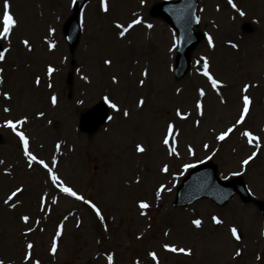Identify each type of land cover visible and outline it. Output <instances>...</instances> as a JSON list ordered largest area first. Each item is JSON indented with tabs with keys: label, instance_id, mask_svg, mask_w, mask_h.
I'll list each match as a JSON object with an SVG mask.
<instances>
[{
	"label": "rangeland",
	"instance_id": "1",
	"mask_svg": "<svg viewBox=\"0 0 264 264\" xmlns=\"http://www.w3.org/2000/svg\"><path fill=\"white\" fill-rule=\"evenodd\" d=\"M157 2L161 0H106L105 13L100 0H87L79 14V41L70 51L64 27L72 13V0H10L18 26L10 43L0 39L1 48H9L0 61L3 264H29L23 259L29 242L33 244L31 259L40 264H108L109 252L114 254V264H264V214L258 203H264V0H233L236 8L228 0H198L199 29L206 37L192 48L191 67L180 80L172 72L175 31L167 20L149 13ZM2 3L0 0V14ZM237 9L245 15L240 16ZM137 17L142 23L120 37L122 28L118 30L115 25L126 27ZM147 24L153 27L149 29ZM50 27L55 30L51 36ZM208 36L212 37V48L208 47ZM24 39L29 41L30 51L20 43ZM48 43H54V48L49 50ZM233 43L238 47L232 48ZM201 57L208 60L211 73L225 85L219 90L220 96L200 75L203 61L202 66L196 61ZM106 59L111 63L104 64ZM49 65L55 69L51 75L47 74ZM145 70L147 76L141 74ZM246 83L250 87L242 93ZM199 88L206 93L203 98L198 96ZM5 92L9 100L4 99ZM245 94L251 104L244 123L224 141L216 140L220 131L239 118ZM52 95L57 97L55 105ZM105 96L118 105L119 111L107 105L103 124L83 132L79 128L81 115L104 102ZM221 96L224 104L220 103ZM140 99L144 104L138 108ZM197 99L203 103V116L195 110ZM5 107L10 109L8 113H4ZM177 108L189 114L186 120L175 117ZM41 112L43 116L37 115ZM23 117L27 122L18 130L29 137L30 150L50 167L55 157L53 170L78 195L101 209L103 225L82 201L60 193L45 169L35 163L28 167L18 137L3 127L5 120ZM169 122L176 125L178 156L168 155L161 143ZM245 130L259 138V148L255 141L247 143L241 135ZM137 143L144 147L143 153L135 151ZM189 145L194 155L187 153ZM253 151L256 157L242 166L241 161ZM207 160L217 164L222 179L240 173L250 193L246 202L233 194L222 205L208 198L173 205L176 186L189 169L183 165ZM165 164L167 173L160 171ZM161 184L165 190L156 199L155 189ZM203 185L207 188L206 183ZM16 187L23 189L10 202L16 207L4 205L3 200ZM41 196L46 197L43 206ZM53 197L56 204H52ZM141 200L150 203L144 216L138 208ZM23 215L29 216L28 224L20 220ZM212 216L222 223L214 224ZM193 219L202 221L200 228L192 225ZM61 222L63 234L52 255L51 240ZM233 226L238 229L239 241L229 232ZM29 227L33 231L27 233ZM165 243L191 249V255L168 252L162 247ZM237 249L239 256L235 255ZM149 251L156 253L157 261L147 255Z\"/></svg>",
	"mask_w": 264,
	"mask_h": 264
},
{
	"label": "snow or ice",
	"instance_id": "2",
	"mask_svg": "<svg viewBox=\"0 0 264 264\" xmlns=\"http://www.w3.org/2000/svg\"><path fill=\"white\" fill-rule=\"evenodd\" d=\"M141 2H143V0H141ZM228 3L233 7L236 8V5L233 3V0H228ZM100 9L103 12H107L108 11V7H107V3L106 0H100ZM238 10V9H237ZM239 11V10H238ZM239 15L240 16H244L245 13L243 11H239ZM199 19V18H197ZM142 23V19L137 17L135 19H132V21L130 23L127 24L126 27H122L121 24L117 23L115 25L116 29L120 30L122 28V30H120L118 32V35L120 37H124L125 34L133 28L134 25H138ZM18 26V20L15 18L14 14L11 11V3L10 0H3L2 3V14H0V39L4 40V41H8L10 43V36L13 33V30ZM147 28H152L153 25L152 24H147L146 25ZM54 28H49L48 29V35L51 36L54 32ZM20 43L22 45L25 46V48H27L29 51L31 50L29 41L27 39L21 40ZM179 43V41L174 40L173 41V48H175L177 46V44ZM207 43H208V47L212 48L214 47L213 45V40L211 36H208L207 38ZM54 43H48L47 47L49 48V50H51L52 48H54ZM0 47H2V45H0ZM232 48H237L238 45L236 44H231ZM171 50V49H170ZM9 51V48H2V50H0V61H3L5 59V54ZM203 61V71L200 72V75H202L203 77L206 78L208 85L210 86V88L217 93L218 96H220V89L224 88L225 85L223 84V82L217 78L214 77V75L211 73L210 68H209V62L206 58L201 57L200 60L196 61L197 64H200V62ZM111 61L110 60H104V64H110ZM0 71H2V69H0ZM55 71V69L49 65L47 67V74L51 75L53 72ZM144 76H147V70H145L143 73H141ZM113 83H116V78L113 77L112 78ZM36 83H39V78H37ZM141 84L144 83L143 80L140 81ZM252 87H254V85H251ZM49 87H51V85H49ZM250 85L249 84H244L243 88L241 89L242 93H246L249 89ZM177 92L180 91V89L176 90ZM198 92V96L203 98L206 93L204 91L203 88H199L197 89ZM4 99L5 100H9L10 96L7 92L3 93ZM51 103L53 105H55L57 103V97L55 95L51 96ZM242 100V109L239 113V118L236 119L235 123L232 124L231 126L227 127L225 130H222L219 132V134L216 135L215 139L218 141H224L229 135L230 133H232L234 131V129L239 126L242 125L245 121L246 115L249 113L250 110V104H251V100L250 97L248 95H242L241 97ZM104 102L114 111H119L118 105L116 103H113L107 96L104 97ZM226 101L224 100V98L221 96L220 98V103L224 104ZM144 104V100L140 99L137 102V107H141ZM195 110L197 112L198 115L203 116L204 111H203V103L201 101V99H197L195 101ZM4 113H8L10 111V109L8 107H5L3 109ZM37 115L39 116H43L44 114L38 113ZM123 115L125 117H127L129 115V113L125 110L123 112ZM189 114L187 112H182V110L180 108H177L175 110V117H177L179 120H186L188 118ZM112 117H109V120H111ZM27 122V117H23V118H19V119H15L14 121L12 119H8L5 120L3 122V127L10 129L14 135L16 137H18L19 140V144L22 148L23 151V156L27 161V165L29 168L32 167L33 163L39 165L41 168L45 169L47 174H48V179L50 180L51 184L57 188L59 190L60 193H63L67 196L70 197H74L76 200L78 201H82L85 205L88 206L89 209H91L92 213H94V215L99 219L100 223L103 225L105 223L104 221V216L102 215L101 209L91 200L89 199H84L83 196L78 195L76 191H74L71 187L67 186L66 183L60 179V177L56 174V172L53 170V168L55 167L57 161L55 159V157H53V159L51 160V167L49 165V163H46L45 160L43 158H38L37 155H35L31 150H30V142H29V137L23 132L18 130V127L25 124ZM49 123H51L49 121ZM197 125L199 124V121H196ZM176 131V125H174L172 122H169L166 126V131L162 137L161 143L165 146V148L167 149V154L170 156H178L179 152L177 150L176 144L177 141L175 139L174 136V132ZM261 131H264V129H261ZM241 135L243 137H245L247 139V143L248 144H252L254 141L256 142V147L259 148L260 147V143H259V138L255 135L252 134V132L245 130L241 133ZM170 140H171V147H169L170 145ZM60 148V144L57 143L56 144V149L59 150ZM204 148L207 149L208 145L204 144ZM135 151L137 153H143L145 151L144 147L137 143L135 145ZM187 153L189 155H194L193 152V148L191 145H189L187 147ZM257 153L255 151H253L250 155H248L245 159H243L241 161V165H247L249 164L250 161H252L254 159V157H256ZM4 163L3 160H0V165H2ZM194 167V165L192 164H184L183 168L186 170L188 168ZM161 172L167 173L169 171V167L167 164H165L163 167L160 168ZM240 173H232V175H239ZM227 177H225L226 179ZM139 179H137L136 183H139ZM165 190V185L161 184L158 188L155 189V198L159 199L161 192ZM23 192V189L21 187H16L14 190L11 191V193L7 196L6 199L3 200V204L7 205L9 207H16L15 204H10L11 201H13L14 198L18 197V194H21ZM40 203L43 206L46 203V197L45 196H41L40 198ZM57 203V198L53 197L52 198V204H56ZM138 208L141 210L140 211V215L144 216L145 209L150 208V203L147 200H141L138 203ZM68 217L65 216L64 220H67ZM20 220L25 223L28 224L29 222V216L28 215H23L20 217ZM211 220L214 224H220L222 223V221L220 219H218L216 216H212ZM36 223H39V221H36ZM192 225H194L196 228H200L202 221L200 219H193L191 221ZM76 226L79 227L80 226V221L77 220L76 221ZM63 228H64V224L63 222L59 223L56 227L55 230V235L52 237L51 240V248H50V253L52 255H55V253L57 252V248H58V241L59 238L62 236L63 234ZM33 229L31 227L27 228V233L32 232ZM104 231L107 232V227L105 226ZM229 232L231 233V236L233 238H235L237 241H239L240 236L238 235V229L233 226L231 228H229ZM25 233V234H27ZM164 235H168L167 232L164 233ZM262 235H264V233H262ZM137 239H140V237H137ZM162 247L168 251V252H179L182 253L184 255H191V249H185L183 247H176L175 245H170V244H163ZM33 248V244L31 242L27 243L25 245V254L23 256V259L25 261H28L29 264H40L39 260H32L31 259V249ZM147 255L149 257H151V259L153 261H157V255L155 252L153 251H149L147 253ZM236 256L241 255V251L239 249L236 250L235 252ZM114 254L109 252L107 254V262L108 264H114ZM257 259L259 260L260 257L257 256ZM0 264H3V261H0ZM135 264H139V261H136Z\"/></svg>",
	"mask_w": 264,
	"mask_h": 264
},
{
	"label": "water",
	"instance_id": "3",
	"mask_svg": "<svg viewBox=\"0 0 264 264\" xmlns=\"http://www.w3.org/2000/svg\"><path fill=\"white\" fill-rule=\"evenodd\" d=\"M83 1L84 0H78V2L76 3V9L80 4L83 3ZM179 3L180 4L178 7L181 13L178 12V10L176 11L178 7H174L169 10L168 17L175 25V28L177 29L180 37V51L176 65V73L178 74V76H181L187 68L186 53L188 49L197 41L198 37H195L194 35L193 38L195 39H192L191 37V27L194 23L196 24L197 22V18L195 15V0H181ZM158 11L163 13L161 9H159ZM70 23L73 22L71 21ZM75 42L76 34L73 35V44ZM105 112L106 110L104 107H102L101 105L97 106L83 118L82 126L87 129L97 127L102 122L105 116ZM196 178H201V180L207 184V188H205L202 184L200 189H196L198 191L196 195H187L186 191L183 189L185 187V184L189 183L190 180H195ZM234 191L238 192L243 201L247 199L248 193L246 192L243 182L240 178H236L228 183H222L216 177V166L213 163H207L194 168L190 172L187 179L183 181L182 186H180L177 191L175 203L177 204L181 201L188 202L199 195H205L215 198L218 192L220 197H218L216 201L218 204H222ZM184 197L186 198L183 199ZM261 207L262 209H264L263 205H261Z\"/></svg>",
	"mask_w": 264,
	"mask_h": 264
}]
</instances>
